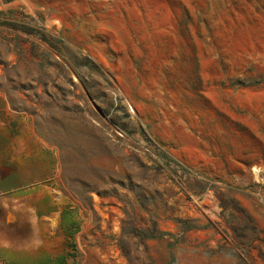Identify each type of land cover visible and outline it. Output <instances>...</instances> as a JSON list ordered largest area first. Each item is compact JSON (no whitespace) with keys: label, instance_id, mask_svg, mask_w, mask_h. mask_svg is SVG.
<instances>
[{"label":"rangeland","instance_id":"1","mask_svg":"<svg viewBox=\"0 0 264 264\" xmlns=\"http://www.w3.org/2000/svg\"><path fill=\"white\" fill-rule=\"evenodd\" d=\"M0 264H264V0H0Z\"/></svg>","mask_w":264,"mask_h":264}]
</instances>
